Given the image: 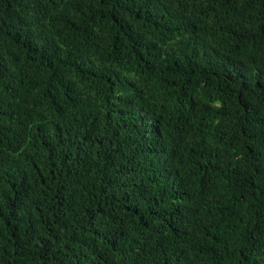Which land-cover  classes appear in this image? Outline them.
Here are the masks:
<instances>
[{"label":"trees","instance_id":"trees-1","mask_svg":"<svg viewBox=\"0 0 264 264\" xmlns=\"http://www.w3.org/2000/svg\"><path fill=\"white\" fill-rule=\"evenodd\" d=\"M0 264H264V0H0Z\"/></svg>","mask_w":264,"mask_h":264}]
</instances>
